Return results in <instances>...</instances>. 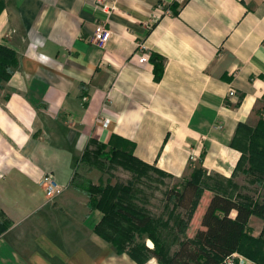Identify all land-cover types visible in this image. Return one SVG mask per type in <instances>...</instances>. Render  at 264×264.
Here are the masks:
<instances>
[{
	"label": "crops",
	"instance_id": "0c3cea01",
	"mask_svg": "<svg viewBox=\"0 0 264 264\" xmlns=\"http://www.w3.org/2000/svg\"><path fill=\"white\" fill-rule=\"evenodd\" d=\"M0 45L17 60L0 84V264H161L95 232L102 213L71 184L91 140L129 142L178 189L202 176L187 239L223 194L214 180L242 175L230 144L239 124L264 117V0H1ZM44 174L63 187L52 200L37 185ZM248 228L257 238L263 221Z\"/></svg>",
	"mask_w": 264,
	"mask_h": 264
},
{
	"label": "trees",
	"instance_id": "16d2710c",
	"mask_svg": "<svg viewBox=\"0 0 264 264\" xmlns=\"http://www.w3.org/2000/svg\"><path fill=\"white\" fill-rule=\"evenodd\" d=\"M177 8L178 6H175L172 10L174 15H177ZM151 58H154V55H151ZM16 65L14 51L0 45V84L10 78L12 68ZM160 66L157 67L156 77H159L161 72V63ZM6 98L7 95L4 99ZM116 140L119 144L113 143L109 147L91 140L75 166L71 184L87 195L89 209H97L102 213V219L95 227V232L111 243L117 253L125 252L122 244L132 231L150 233L151 230L154 249L142 248L149 257L155 258L161 264H228L229 261L239 264V260L233 257L234 254L254 264H264V200L253 201L247 196H233L222 191L223 194L214 193L202 216V229L196 232L193 239H187L185 232L206 187L200 174L185 180L180 190L169 189L164 193L163 207L166 219L153 218L145 209L133 203V190L130 187H102L90 182L75 183L79 162L85 160L103 159L115 163L135 175L137 182H140L142 177H148L149 171L165 176L134 158L132 144L114 138V142ZM230 145L241 153L237 163L241 174L255 175L254 182L260 183L264 179V117H259L254 128L239 124ZM129 186L132 187L133 184ZM251 216H257L263 221L261 234L257 238L249 233L248 221ZM1 217L0 236L9 225ZM121 223H124L123 227ZM155 227H159L164 233L153 230ZM158 235H161L162 242L158 241ZM173 247L175 250L171 252ZM127 254L139 263L147 258L141 260L132 253Z\"/></svg>",
	"mask_w": 264,
	"mask_h": 264
},
{
	"label": "rangeland",
	"instance_id": "374dc122",
	"mask_svg": "<svg viewBox=\"0 0 264 264\" xmlns=\"http://www.w3.org/2000/svg\"><path fill=\"white\" fill-rule=\"evenodd\" d=\"M147 176L148 177H142L141 181L137 182L135 175L122 169L115 163H110L103 159L98 161L85 160L79 162L75 183L83 184L84 182H90L96 186L102 187L115 185L130 187L133 190V198L131 199L133 203L145 209L153 218L166 219V212L163 207L164 193L169 189H180L177 188V184L171 179L160 176L153 171H149ZM254 176L255 175L250 174L241 175L236 178L234 183L231 182V184L220 180L217 181V179H215L214 182L220 186L218 190L225 194L229 193L233 194V196L237 194L242 197L247 196L253 201L264 200V184H262L264 179H262L260 183H257L254 182L256 178ZM129 184H133V186L131 187ZM135 190H137L136 193H134ZM141 190L143 192L142 194ZM121 226L123 227L124 223H121ZM153 230L164 233L159 227H155ZM150 233L132 231L129 237H126L125 242H123L122 249L127 253L136 255L141 260L145 257H149L142 247L149 248V250L154 249V243ZM157 238L159 242L163 241L161 240V235H158Z\"/></svg>",
	"mask_w": 264,
	"mask_h": 264
},
{
	"label": "built area",
	"instance_id": "2783aa9c",
	"mask_svg": "<svg viewBox=\"0 0 264 264\" xmlns=\"http://www.w3.org/2000/svg\"><path fill=\"white\" fill-rule=\"evenodd\" d=\"M110 38V30L107 29L103 24H97L94 28L93 32V43L99 47L103 48L105 44L107 43L108 39ZM148 62V56L142 55L138 59L139 64H144ZM230 95H234L233 91L229 92ZM104 124H106V121H103ZM37 185L43 193L45 194L46 198L49 200L54 199L58 195H60L63 191V187L57 183V181L50 175V174H44L38 181ZM235 255V254H234ZM233 255V257H235ZM239 264H249L248 260L242 257L238 258ZM228 264H232L230 261Z\"/></svg>",
	"mask_w": 264,
	"mask_h": 264
}]
</instances>
